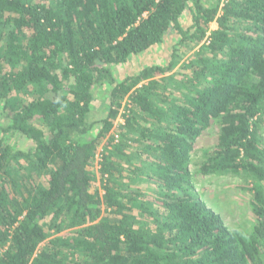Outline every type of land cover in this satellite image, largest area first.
<instances>
[{
	"label": "trees",
	"instance_id": "obj_1",
	"mask_svg": "<svg viewBox=\"0 0 264 264\" xmlns=\"http://www.w3.org/2000/svg\"><path fill=\"white\" fill-rule=\"evenodd\" d=\"M214 1L0 0V264H264V0ZM204 176L241 179L249 229Z\"/></svg>",
	"mask_w": 264,
	"mask_h": 264
},
{
	"label": "rangeland",
	"instance_id": "obj_2",
	"mask_svg": "<svg viewBox=\"0 0 264 264\" xmlns=\"http://www.w3.org/2000/svg\"><path fill=\"white\" fill-rule=\"evenodd\" d=\"M206 1V0H205ZM209 2H215L214 0H207ZM214 27V24L210 25V28ZM170 43L174 41L169 39ZM169 43V44H170ZM165 45L160 44L153 49L146 51L141 55L134 56L129 62L120 65L115 68L117 77H125L134 73L135 68L138 65H148L152 63L162 62V58H166L164 55ZM185 53L181 56L182 61L189 58L192 53L191 49H187L185 46L180 48ZM108 100L106 90H100L95 94L92 102V120H99L106 115ZM262 137L264 138V122L261 126ZM215 131L207 132L201 135L196 140V147L193 154L194 161L191 165V171H196L197 157L201 154V148L211 146L215 143ZM17 145L23 144V139L20 138L15 141ZM196 160V161H195ZM199 179V178H198ZM241 179L232 176H204L202 179L195 180V186L199 192L202 200L206 205L214 212L219 214L226 224L232 230H245L249 229L253 222L251 210L249 206V194L243 189L239 188Z\"/></svg>",
	"mask_w": 264,
	"mask_h": 264
}]
</instances>
